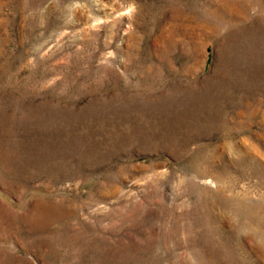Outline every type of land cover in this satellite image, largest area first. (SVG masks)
<instances>
[{
	"label": "rangeland",
	"instance_id": "374dc122",
	"mask_svg": "<svg viewBox=\"0 0 264 264\" xmlns=\"http://www.w3.org/2000/svg\"><path fill=\"white\" fill-rule=\"evenodd\" d=\"M239 199L264 0H0V264H264Z\"/></svg>",
	"mask_w": 264,
	"mask_h": 264
},
{
	"label": "bare ground",
	"instance_id": "6f19581e",
	"mask_svg": "<svg viewBox=\"0 0 264 264\" xmlns=\"http://www.w3.org/2000/svg\"><path fill=\"white\" fill-rule=\"evenodd\" d=\"M235 197V196H234ZM251 202V201H250ZM234 203H235V207L234 206H232V208H235V213L236 214H239V212H240V210L242 209V210H246V211H249V215L251 216V217H254V215H256L257 217H259L257 214H260L261 215V217L263 218V221H264V215L263 214H261V212L257 209L258 208V205L257 204H255V205H257V206H255L254 204H250V203H248L247 201H243L242 199L240 200H235L234 201ZM259 203V202H258ZM231 205V204H230ZM260 206V205H259ZM262 206V205H261ZM259 208H261V207H259ZM261 210V209H260ZM244 214V213H243ZM245 218V217H244ZM246 220V219H245ZM246 222H247V220H246ZM245 223V222H244ZM248 223H251V222H248ZM254 225H255V222L253 221L252 222ZM251 223V224H252ZM247 224V223H246ZM251 224H247V226H245V225H243L244 227H246L247 229L249 228V229H253L254 227V229L256 230V232H257V234L258 235H260L261 236V239H263V245H264V228H262V227H258L257 225L256 226H254V225H251ZM262 225V224H261ZM254 234V233H253ZM251 237V236H250ZM252 238V237H251ZM262 249H263V247H262Z\"/></svg>",
	"mask_w": 264,
	"mask_h": 264
}]
</instances>
